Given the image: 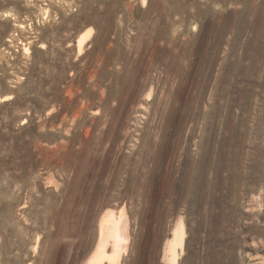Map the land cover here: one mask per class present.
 <instances>
[{
	"label": "rangeland",
	"instance_id": "1",
	"mask_svg": "<svg viewBox=\"0 0 264 264\" xmlns=\"http://www.w3.org/2000/svg\"><path fill=\"white\" fill-rule=\"evenodd\" d=\"M67 207L70 264L121 208L122 264H264V0H0V264Z\"/></svg>",
	"mask_w": 264,
	"mask_h": 264
},
{
	"label": "bare ground",
	"instance_id": "2",
	"mask_svg": "<svg viewBox=\"0 0 264 264\" xmlns=\"http://www.w3.org/2000/svg\"><path fill=\"white\" fill-rule=\"evenodd\" d=\"M82 41L83 38L79 46ZM87 217L70 207L64 214L55 212L47 237L52 240V249L58 246L60 249L55 258H49L44 264H70L74 252L82 247L91 233ZM96 228L94 244L80 264H122L129 243V220L125 210H103L97 217Z\"/></svg>",
	"mask_w": 264,
	"mask_h": 264
}]
</instances>
